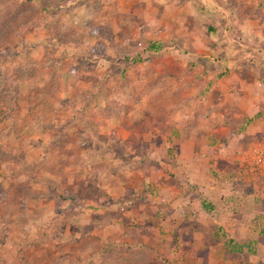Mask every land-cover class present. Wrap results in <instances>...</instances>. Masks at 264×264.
Returning a JSON list of instances; mask_svg holds the SVG:
<instances>
[{
    "label": "rangeland",
    "instance_id": "rangeland-1",
    "mask_svg": "<svg viewBox=\"0 0 264 264\" xmlns=\"http://www.w3.org/2000/svg\"><path fill=\"white\" fill-rule=\"evenodd\" d=\"M239 3L246 16L247 0ZM169 6L0 0V264L228 259L227 234L244 203L218 212L202 196L186 205V190L197 195L199 189L187 174L186 134L213 132L215 112L206 106L230 97L212 93L210 80L206 93L190 92L198 84L196 72L194 78L186 71L190 33L174 26L178 13ZM199 36L208 40L203 28ZM152 42L159 49H150ZM193 104L205 120L200 126L186 119ZM261 139L264 132L246 143ZM213 145L212 159L227 147ZM245 146L237 151L243 158L233 163L239 170L233 181L253 186L255 213L263 214L264 177L248 182ZM225 175L213 170L205 180ZM237 195L242 192L234 190ZM219 213L226 214L222 225ZM255 218L254 230L264 236V214Z\"/></svg>",
    "mask_w": 264,
    "mask_h": 264
},
{
    "label": "crops",
    "instance_id": "crops-1",
    "mask_svg": "<svg viewBox=\"0 0 264 264\" xmlns=\"http://www.w3.org/2000/svg\"><path fill=\"white\" fill-rule=\"evenodd\" d=\"M160 1L173 5L172 9L178 13L171 21L174 26L179 28L185 25L188 35L190 33L188 39L186 36V71L190 77L194 76V78L196 76L194 72H196V78H198V80L194 79L198 84L194 85V89H191L190 92L206 93L209 85L206 81L210 80L213 88L210 90L212 93L218 90L221 92V98L230 97L229 102L223 104L221 101L214 104L210 102L212 106H206L211 114L215 112V115L211 117L217 121V127L213 132L194 130L195 132L189 131L186 134V146L188 147L186 156L190 158L186 161V165L189 164L187 174L193 178L191 182L194 186L199 188L197 195L196 192L186 190V205L190 201L195 202L198 198L201 199L202 196L207 198L211 205L210 208L215 206L214 208L218 212L222 206L230 203L237 204L238 200L242 204L244 203L243 208H240V212L237 214L234 231L227 234L230 239L229 252L237 255L231 256L230 254L228 259L214 260V264H232L236 258L240 259V264H264V236H259L254 230L255 224L253 225L256 222L255 217L263 215L264 212L263 214L255 213L257 211L256 203L251 195L253 186L250 183L239 186L233 181V178L239 173L233 163L236 158L237 160L243 158L237 155V151L239 152V148L246 144L245 158L249 154L250 147L246 143L247 138L250 135L255 137L264 132V113H261V110L264 109V0H247L246 16L240 15L242 6L239 7V0ZM207 2L209 5L207 8L200 6V3L204 5ZM166 8L167 6L161 9V12L164 13ZM207 23L209 26L212 25L210 34L207 32ZM201 28L204 29L205 37L208 39L206 41H203L199 36ZM204 48L207 52H204ZM211 55L213 58H210ZM200 83L202 84L200 85ZM191 108L192 113L186 112L187 121L198 123V126L202 122L205 123V120H198L199 112L196 115L194 111L196 106L193 104ZM206 108H202L203 112L207 111ZM228 140L230 146L227 145ZM217 141L226 144L227 147L222 150V153L220 152L221 155L217 153L212 159L210 151L216 146L211 147V143ZM213 160L214 162H212ZM213 170L219 174L224 173V175L229 173L230 176L225 175L224 181L220 182H213L211 179L205 180L206 172ZM245 171L249 173L248 170ZM251 176L253 175H248V182L255 179ZM222 182L225 183L222 184ZM226 184L229 187H226ZM233 189L240 190L242 196L232 197ZM190 194L194 196L188 197ZM216 214L214 213L215 217L218 216ZM219 214L222 225L226 214ZM218 229H220L218 232L222 234L223 227ZM188 235L196 237V229L193 235L189 228ZM256 240L258 245L255 249ZM226 252L228 253V251ZM204 260L207 263L208 259Z\"/></svg>",
    "mask_w": 264,
    "mask_h": 264
},
{
    "label": "built area",
    "instance_id": "built-area-1",
    "mask_svg": "<svg viewBox=\"0 0 264 264\" xmlns=\"http://www.w3.org/2000/svg\"><path fill=\"white\" fill-rule=\"evenodd\" d=\"M247 169L253 176L264 177V139L250 145Z\"/></svg>",
    "mask_w": 264,
    "mask_h": 264
},
{
    "label": "trees",
    "instance_id": "trees-1",
    "mask_svg": "<svg viewBox=\"0 0 264 264\" xmlns=\"http://www.w3.org/2000/svg\"><path fill=\"white\" fill-rule=\"evenodd\" d=\"M159 45H160V44H156V43H153V42H152V43L150 44V49H159V47H160ZM255 177H256V176H255Z\"/></svg>",
    "mask_w": 264,
    "mask_h": 264
}]
</instances>
